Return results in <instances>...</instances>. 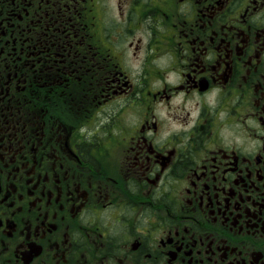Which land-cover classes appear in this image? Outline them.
<instances>
[{"label": "flooded vegetation", "instance_id": "obj_1", "mask_svg": "<svg viewBox=\"0 0 264 264\" xmlns=\"http://www.w3.org/2000/svg\"><path fill=\"white\" fill-rule=\"evenodd\" d=\"M0 264H264V0H0Z\"/></svg>", "mask_w": 264, "mask_h": 264}]
</instances>
